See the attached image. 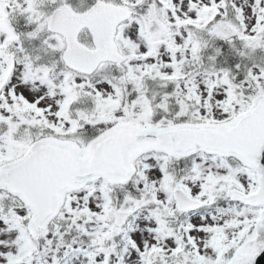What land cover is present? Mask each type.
<instances>
[{"label":"snow or ice","instance_id":"obj_1","mask_svg":"<svg viewBox=\"0 0 264 264\" xmlns=\"http://www.w3.org/2000/svg\"><path fill=\"white\" fill-rule=\"evenodd\" d=\"M257 50L264 0H0V264H264Z\"/></svg>","mask_w":264,"mask_h":264},{"label":"rangeland","instance_id":"obj_2","mask_svg":"<svg viewBox=\"0 0 264 264\" xmlns=\"http://www.w3.org/2000/svg\"><path fill=\"white\" fill-rule=\"evenodd\" d=\"M83 1L85 2V0H81V2H80L81 5H84V4H82ZM227 52H228V51H227ZM226 54H227V53H226ZM254 54L257 55V56H259L260 58H261V57H264V53H262V52L259 51V50H257V52L254 53ZM233 57H234V56H233L232 53H231L228 59H232ZM153 88H156V90H158V89L160 90L159 86L156 85V84L153 85Z\"/></svg>","mask_w":264,"mask_h":264},{"label":"trees","instance_id":"obj_3","mask_svg":"<svg viewBox=\"0 0 264 264\" xmlns=\"http://www.w3.org/2000/svg\"><path fill=\"white\" fill-rule=\"evenodd\" d=\"M38 43H39L38 41H29L30 46L26 47V49H28L30 52H33V55H35L36 53L33 50L36 48ZM41 55H42V53H41ZM46 58L47 57H44L45 60H46ZM48 58H50V57H48Z\"/></svg>","mask_w":264,"mask_h":264},{"label":"water","instance_id":"obj_4","mask_svg":"<svg viewBox=\"0 0 264 264\" xmlns=\"http://www.w3.org/2000/svg\"><path fill=\"white\" fill-rule=\"evenodd\" d=\"M260 260H264V255L261 256ZM258 264H259V261H258Z\"/></svg>","mask_w":264,"mask_h":264}]
</instances>
